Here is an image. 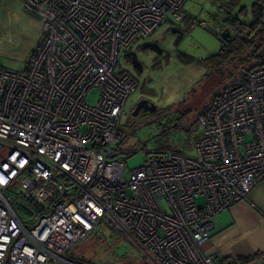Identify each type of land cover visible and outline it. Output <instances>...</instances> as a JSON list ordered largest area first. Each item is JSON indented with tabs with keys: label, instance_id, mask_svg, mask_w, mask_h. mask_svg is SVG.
I'll use <instances>...</instances> for the list:
<instances>
[{
	"label": "built area",
	"instance_id": "1",
	"mask_svg": "<svg viewBox=\"0 0 264 264\" xmlns=\"http://www.w3.org/2000/svg\"><path fill=\"white\" fill-rule=\"evenodd\" d=\"M186 1L19 0L44 37L23 72L0 67V264H71L68 253L107 226L147 264H214L201 246L217 215L264 182V67L211 102L193 156L161 148L132 170L120 158L136 153L120 127L138 87L115 73L122 49L169 16L182 21Z\"/></svg>",
	"mask_w": 264,
	"mask_h": 264
},
{
	"label": "rangeland",
	"instance_id": "2",
	"mask_svg": "<svg viewBox=\"0 0 264 264\" xmlns=\"http://www.w3.org/2000/svg\"><path fill=\"white\" fill-rule=\"evenodd\" d=\"M211 1L187 0L183 7L184 16L205 23L204 27L191 28L189 21L169 16L151 38L122 49L115 73L126 72L137 80L138 87L130 97L133 107L141 99L156 106L154 113L122 118L121 147L129 138L136 140V153L120 155L127 170L138 168L147 153L161 148L174 147L189 156L195 154V144L202 136L199 118L218 88V79L206 78V59L222 46L219 27L209 18L217 10ZM43 37L40 19L26 12L19 0H0V67L23 72ZM132 58L141 71L135 68ZM97 97V93L89 94L86 104L94 106ZM10 202L25 223L36 222V212L28 202L14 196ZM71 254L89 264H147L139 249L111 226L97 229L85 244L68 253L69 259Z\"/></svg>",
	"mask_w": 264,
	"mask_h": 264
},
{
	"label": "trees",
	"instance_id": "3",
	"mask_svg": "<svg viewBox=\"0 0 264 264\" xmlns=\"http://www.w3.org/2000/svg\"><path fill=\"white\" fill-rule=\"evenodd\" d=\"M216 5V12L210 13V22L219 27L220 33L227 29L231 34V42L223 43L219 51L206 59L209 70L206 78L218 79L217 87H221L238 71L254 62L256 66L264 67V0H212ZM209 14V13H208ZM189 21L190 26L196 22L190 16H184L183 21ZM131 62L138 71L134 58ZM241 80V79H240ZM222 93L209 99L210 104ZM205 112H202L203 115ZM185 121V120H183ZM259 254L249 258H237L224 264H246L256 259ZM72 261L80 264H89L87 261L72 256Z\"/></svg>",
	"mask_w": 264,
	"mask_h": 264
},
{
	"label": "crops",
	"instance_id": "4",
	"mask_svg": "<svg viewBox=\"0 0 264 264\" xmlns=\"http://www.w3.org/2000/svg\"><path fill=\"white\" fill-rule=\"evenodd\" d=\"M201 252L215 256L214 264L256 254L259 256L246 264H264V182L249 193L248 202H239L217 215L211 237L201 246Z\"/></svg>",
	"mask_w": 264,
	"mask_h": 264
},
{
	"label": "water",
	"instance_id": "5",
	"mask_svg": "<svg viewBox=\"0 0 264 264\" xmlns=\"http://www.w3.org/2000/svg\"><path fill=\"white\" fill-rule=\"evenodd\" d=\"M220 40L226 44L231 42L232 40L231 34L227 29L223 30L220 33ZM255 66H256L255 63L252 62L244 69L238 71L237 75L233 76L231 80L223 84L221 87H218L214 91L213 95L215 96L219 94L221 91H225L231 86L237 84L239 80L242 79L246 75V73L252 70ZM140 111H142L143 113H154L156 111V106L153 103H149L147 99H141L135 104L134 109L132 111V116L133 117L138 116ZM135 144H136V140L133 138H129L126 145L123 148L126 149L129 146H133L134 148Z\"/></svg>",
	"mask_w": 264,
	"mask_h": 264
},
{
	"label": "flooded vegetation",
	"instance_id": "6",
	"mask_svg": "<svg viewBox=\"0 0 264 264\" xmlns=\"http://www.w3.org/2000/svg\"><path fill=\"white\" fill-rule=\"evenodd\" d=\"M137 102H138V101H137ZM137 102H136V103H137ZM149 103H150V101H149ZM141 113H143V112H142V111H140V112H139V114H141Z\"/></svg>",
	"mask_w": 264,
	"mask_h": 264
}]
</instances>
